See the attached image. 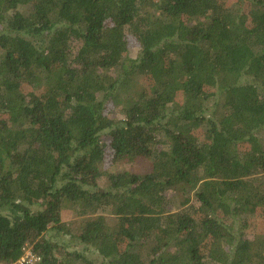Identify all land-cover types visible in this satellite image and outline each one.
<instances>
[{
  "label": "trees",
  "instance_id": "16d2710c",
  "mask_svg": "<svg viewBox=\"0 0 264 264\" xmlns=\"http://www.w3.org/2000/svg\"><path fill=\"white\" fill-rule=\"evenodd\" d=\"M135 158L149 171L101 169ZM25 245L264 264V0H0V261Z\"/></svg>",
  "mask_w": 264,
  "mask_h": 264
},
{
  "label": "rangeland",
  "instance_id": "374dc122",
  "mask_svg": "<svg viewBox=\"0 0 264 264\" xmlns=\"http://www.w3.org/2000/svg\"><path fill=\"white\" fill-rule=\"evenodd\" d=\"M235 0H226L227 3L234 2ZM127 54L131 58H136L138 54V47L134 40L130 38V44L128 47ZM179 99V96L177 97ZM201 129L198 128L197 132H199ZM101 169L108 172H118L123 170H128L133 173H145L149 171L150 169V163L147 159L144 158H135L134 160L130 162H118L116 164H113L112 166H108L106 163H104L101 166ZM106 184L105 178H99L98 185L101 187H104ZM84 217L80 216L78 214V207L72 204H68L64 206V208L61 211V221L66 226L68 230H70L73 234H76V229L78 225L81 223ZM49 236H52L53 240L58 241L59 245L65 244L67 250L69 251H77L82 252L87 256L88 258H91L93 260L99 261L100 257L98 254L94 251H86L87 248L80 245L78 242L76 243V240H72L68 235H63V233L56 231L55 229H50ZM61 243V244H60ZM76 264V263H75Z\"/></svg>",
  "mask_w": 264,
  "mask_h": 264
},
{
  "label": "built area",
  "instance_id": "2783aa9c",
  "mask_svg": "<svg viewBox=\"0 0 264 264\" xmlns=\"http://www.w3.org/2000/svg\"><path fill=\"white\" fill-rule=\"evenodd\" d=\"M38 259L39 257L34 254V252L32 251V248L28 245H25L22 248V253L19 256V258L8 264H33ZM0 264H4V263L0 261Z\"/></svg>",
  "mask_w": 264,
  "mask_h": 264
}]
</instances>
